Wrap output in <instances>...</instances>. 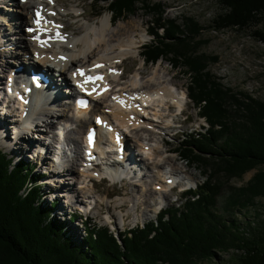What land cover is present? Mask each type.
Wrapping results in <instances>:
<instances>
[{
    "label": "trees",
    "instance_id": "1",
    "mask_svg": "<svg viewBox=\"0 0 264 264\" xmlns=\"http://www.w3.org/2000/svg\"><path fill=\"white\" fill-rule=\"evenodd\" d=\"M92 1L107 4L112 21L133 15L138 5L146 15H156L149 32L153 40L141 58L152 66L165 60L188 78L187 94L205 126L200 132L186 130L175 153L204 180L144 226L115 237L87 222L76 242L51 216L56 203L45 204L32 166L14 163L0 150V264H206L231 251L236 260L227 264H264V225L241 230L232 215L264 198V102L224 88L209 72L218 58L197 53L206 42L196 41L204 28L193 19L183 26L163 21L161 6L151 0ZM217 2L224 10L213 22L217 31H243L264 21V0ZM254 37L264 44V33ZM253 170L244 187H228L224 212L230 218L218 214L223 184L217 178L241 179Z\"/></svg>",
    "mask_w": 264,
    "mask_h": 264
},
{
    "label": "bare ground",
    "instance_id": "2",
    "mask_svg": "<svg viewBox=\"0 0 264 264\" xmlns=\"http://www.w3.org/2000/svg\"><path fill=\"white\" fill-rule=\"evenodd\" d=\"M42 2V0H31L30 2H28L27 0L22 4L15 2L11 11L16 14V17H13L9 20L10 28H4L0 26V76L1 74L4 75L5 72L7 73L4 78V83L0 81V91L6 90L5 85L8 82L12 83V77L10 81H7L6 78H8L9 71L16 68L15 64H18L17 62L25 63V61H22L23 53L27 57L28 54L31 53L32 58L27 59L30 62H34V59H36L35 56L43 58L41 61L55 62L53 66L60 69V74L58 77L63 80V83L59 85L55 84L57 81L56 79V81L54 82L55 85H52V87L51 85H48V87L44 88L42 87L45 95L43 96L42 100L39 101V104L37 102H35L34 104V107H37V105L40 106V109H38L40 115H35V117L37 118L40 116L38 126V128H40L38 132L39 135L32 136V139H29L28 137V140H25L23 136L16 135L19 128L16 127L11 130L13 131L12 133L15 137V142L12 141L7 144L9 146L11 144L13 146L12 149H14V145L16 142H23L29 148V150L32 149L34 151V157L42 162V165L46 164L45 169L49 173V175H51V180H53L54 184H56L54 186H58L60 190L65 189V192L67 191V196L62 197H66V205L64 206V208L66 209V206L69 203L70 209L68 210V213L70 211L73 212L72 209L81 212L82 210L80 209V206H84V203H86L87 201L89 203H94L96 206L98 205L99 200L101 202L108 199V197H106L105 199H100L99 195L97 194L92 195V197L87 195V193L90 191L87 186L91 183L88 180L90 178H95L96 175L90 171H82V168L85 167L86 164L83 162L80 164V160H82L83 157V151L79 149V146L83 143V135L86 129L92 125L94 117L99 114V106L105 105L109 108L108 112L110 113L108 115L102 112L105 119L114 124L117 122L116 124H118L120 128L126 132V137L129 142L132 145H135L136 149L134 153H136L137 155L140 154L144 165L143 169L142 162H139V165H136L134 171L131 170L129 172L132 175L128 177V180H126L124 183H128L134 188V190L139 191L142 197V201L144 200L143 205L145 204V214L151 212L150 210H148L151 207V198H156V203L153 207H155V210H157L160 207V204H163L164 201L168 199V195L170 193L169 188L176 181H180L181 183L188 185L194 182L193 173H189L187 171L188 169H186V166L179 165L178 163H176L175 158H171L166 155L168 150L164 148V141H153L154 136H152L154 132H164L167 129V126L171 124L169 121V117H166L164 113L167 114L170 112L169 110L174 108L176 109V111H179L182 109V107H184V100H186V94H184L185 91L182 89L179 90L174 86L173 77H170V74H168L161 66L157 65L156 68H153L154 70L146 77H140L141 72L139 73V71L135 70L136 72H134V74L130 77L127 84H116V86L113 87L112 93L110 95L103 94L97 96V98L95 99V107L92 111H77L75 114V119L72 120V112L74 110L73 105H70V103H64L62 105L57 103L54 98L55 89L60 88L61 93H63L64 95L66 93L69 94L72 89L68 87V83H70V80L68 79L70 78V76H72L74 80L78 78V76L74 73L75 68L77 67H88L96 69V65L103 64L104 66H110V69H114L118 66V63L122 59L138 56V48L140 47L142 41H144V39L146 38L147 32L144 30L138 31V33L130 32L125 26L126 23L123 22H118L113 26L111 24L110 17L107 15L100 17L99 20H97V25H91L88 21H85L84 18H82L83 22L79 24L80 26L78 27V32L80 33L78 35H75L73 33L67 34V41L64 45L58 46L57 43H54L51 45V49L48 50L47 53H44L42 52V50L40 51L36 49L35 46L29 41L28 38L30 37V35H27L23 32L22 34L18 33L19 25H17V22L19 23V18H21L23 21L28 20V16L33 10L44 13L45 15L43 16V20L45 21V18L48 17V12L51 10L53 11V15L49 16V18L51 20H56L60 15L58 11L55 8L54 10H52L51 6L47 9V5L42 4ZM3 6L4 2H2L0 9ZM60 9L61 11H68L67 9L62 7ZM71 10H73L77 15L78 12L76 8H73ZM80 16L83 15L79 14L76 18H79ZM2 22H5V26L8 20L3 21L2 19H0V23ZM11 29L13 33H11ZM10 35L12 37H8ZM19 43L23 45L24 49L20 50ZM64 46L68 49L67 51L65 50V48H63ZM6 48H8L9 50H7ZM63 54L67 56V60L65 62L58 61V57ZM10 57L11 59H14V61L11 63V65H6V60ZM29 67H32L31 64H26V66L23 68V71L32 69ZM110 69L108 70V72L110 71ZM101 70L103 71L104 68H101ZM121 76L122 75L120 74L114 75L110 73L106 76L105 81H108L111 84H115L116 82H119L121 80ZM51 77L53 80L54 76L51 75ZM66 87H68L67 90L62 89ZM6 95L7 94L5 92L0 93V109L2 110L1 113L6 116V111H9L12 108V111L15 112V114L13 115L15 117H19L18 115H16L18 112L17 109H15L13 106L11 108L9 107L11 97H7ZM138 102L142 105H149V108L145 109L143 113L137 114L136 108L141 107L139 106L140 104ZM54 111H56L57 113H54ZM147 114L151 115L150 119L153 120V123H144L143 120H147ZM57 118H60V120H58ZM54 119H57L58 123L62 121H70L71 128L69 130H65L63 128L65 144L68 145L69 148L67 151L65 149L62 152L60 161L58 162L57 166L52 167L54 163L49 161L48 159L49 155L52 152V145L44 144V142H40L37 140L44 141L46 137H49L48 134H53L52 130H57L54 125ZM1 121L0 124H5L7 125V127L8 125H10V123H8V120L6 121L5 118L2 119L1 117ZM135 122L139 124L141 123V126L131 127ZM154 122L157 123L155 126ZM65 127L67 128L68 124H65ZM6 132L8 131L5 126L2 129L0 128V136H2V133L5 134ZM44 132H47L48 134H45ZM25 136L27 137L26 132ZM107 136H109L110 140V134L107 133ZM34 137L36 140L34 139ZM50 138L54 142V144L60 145L59 139H56L55 135L51 136ZM98 145L99 141L96 142V148L99 147ZM125 146L129 148V145H127L126 143ZM52 148L54 149V147ZM66 152H69V154H66ZM113 158L114 155H112L111 157H107V160H111ZM136 161L139 160L136 159ZM74 163H77V166L74 167ZM148 166H150V170L146 169ZM128 168L132 169L130 167ZM114 170L117 172V174L115 173L111 177L112 182L119 181V175H123V168H108V171L113 172ZM64 173L67 176L75 178L74 180L68 181V183L72 182L76 186H74L75 188L66 187L71 183L66 184V186L65 182L61 183L60 181L59 183H56L55 178L52 177V175L54 174L63 176ZM63 178L64 180L67 179V177ZM63 178L61 179L63 180ZM125 203H132V208L130 211L136 213L138 200L133 195L131 196V198L127 199V201H125L124 199H118L117 201H115V203L113 204V210L118 211V216L110 213L101 214V209H95V211L93 209V212L96 216H101L102 221L111 224V226H113L112 223L120 225L124 223L125 220H127L125 219L127 217V214H125L124 216L121 214V209L125 208ZM135 220H137L136 217L134 218V221Z\"/></svg>",
    "mask_w": 264,
    "mask_h": 264
},
{
    "label": "rangeland",
    "instance_id": "3",
    "mask_svg": "<svg viewBox=\"0 0 264 264\" xmlns=\"http://www.w3.org/2000/svg\"><path fill=\"white\" fill-rule=\"evenodd\" d=\"M151 2L152 4H159L161 6V10L164 12V15L162 16L163 21H171L175 22L174 24L183 26L185 24V19L190 18L193 19L198 25L204 28L203 31L200 32L199 37L195 38L196 41L201 40V43L206 42L198 46L197 53L218 58V62L216 64L208 66V70L224 88H229L233 92H241L242 94L248 95L254 99L264 102V44L254 37V32L264 33V21L260 24H254L249 29L243 31H217L213 28V22L218 15L224 12V10L218 4L217 0H151ZM58 4V6L56 5L58 9H55L60 14L58 17L61 16V20L65 26V30L75 35H78L80 33L78 32V27L80 26L79 24L83 22L82 18H84L85 21H88L91 25H97V20H99L100 17L106 15L110 17V21L113 26L116 25L118 22H123L126 23V25H124L130 32L138 33V31H146L147 36L144 41H142L144 43L149 42L151 38L149 37L148 33L152 28L156 27V15H146L144 9H141L140 5L137 6L133 15H125L123 18H120L116 21H112L110 13L106 11L107 4H95L92 0H58ZM59 6L67 9L68 11H61V7ZM73 8L77 9V15L82 13L83 16L76 18L77 15L73 10H71ZM7 10H9V8ZM64 13H67V15L63 16ZM10 37L12 36L10 35ZM63 48H65V46ZM138 50V56L127 57L122 62L121 67L123 69V76L121 77V80L117 82V84H127L130 77L136 71H139V73L141 72L140 77H146L158 65L161 66L168 74H170V77H173V84L176 88H178L179 90L182 89L186 91V87L189 85V82L187 80L188 78L183 75L182 71L172 68L168 64V62L166 63L165 60H160L153 66L146 65L141 59L142 46H140ZM11 61L13 62L14 60ZM4 80V78H1L0 81L3 82ZM182 108L184 109L183 116L186 115L188 117V121L186 124H183L181 127H179L180 129L178 131V135H172L175 133V131L171 130H165L161 133L154 132L152 135L154 136L153 141L160 142L161 140H163L164 148L168 150L166 155H168V157L175 158L176 163H178L179 165L186 166V169H188L187 171L189 173H193V183L199 185L202 184L204 178H202V176L200 175L198 168L195 166H189L185 162H182L178 154L175 153V150L178 149V136L182 132H186V130H198L197 126L199 124L204 125V122L202 119L198 118V111L195 109V106L192 105V102L190 100H186V104ZM169 111L170 112L167 113L168 115H172L173 117L180 119L178 118V112L175 111V109H171ZM54 113L57 112L54 111ZM0 114L2 113L0 112ZM7 114L12 118L13 122L16 121V118L12 117L11 113ZM167 114L164 113V115ZM0 117H2V119L5 118L6 121H10V119L7 118V115L4 116L2 114L0 115ZM57 119H54L55 127H57L58 125ZM189 122L191 124H189ZM4 126L5 128H7L8 132H6L5 134H1L2 138L0 139V149L3 150L5 154L10 156V158H12L14 161H17L16 159H19L20 161H24L27 163L33 161L39 164L40 167L34 171V175L36 177H39L40 175H48L47 177H43L45 179H43L44 181L42 180L43 183H39L42 185L41 191L43 192L42 195L44 197L45 204L48 205L49 202H56L57 205V213H54V208L51 216L63 223V231L68 233L69 236L72 237L73 241H81L82 237L85 235V231L83 228L84 226L81 223V220L77 215V219H75V221L71 223L72 220L68 218V215L71 214V211L68 213V210L70 209L69 203L67 204L66 209L64 208V206L66 205V197H62L67 196V191L65 192L64 188H61L64 190H60L58 186H54L56 184H54L53 180H51V175H49V173L45 169L46 164L42 165V162H40L36 159V157H34V151L32 149L29 150V148L23 142H16L14 145V149H12L13 146L11 144L10 146L8 145L9 142L14 141L12 136L13 133H11L12 129L10 128V125H8L7 127V125L5 124H0L1 129ZM38 135L39 133H37L35 136ZM131 145L132 144L129 142V146ZM263 168L264 167H262L261 169ZM43 171L46 174H43ZM256 171L257 170H253L245 174L241 179H232L230 181H226L225 178L222 177L217 178L218 182L221 183V185L223 184L221 195L217 199L216 212L218 214L224 215L225 218H230V216L228 214H225L224 212L225 202L230 192L228 187H244L249 181V179H251V177L256 173ZM52 177L54 178L55 174L52 175ZM61 177L63 178L68 176L64 173V175ZM68 181H71V179L67 178L66 180H64L65 186L66 184H70L68 183ZM191 185L193 186V184ZM66 187L72 186L68 185ZM87 188L90 190L87 195L91 197L94 194L99 195L100 199H105L106 197H108L106 201L100 202L99 200V203L97 202L98 205L94 207V211L95 209H101V214L110 213L117 215L118 211L113 210V204L115 203V201H117L118 199H124L125 201H127V199L131 198L132 195L137 198L138 207L136 213L130 211L132 208V203H125L126 209L122 208L121 214L123 216L127 214V217L125 218L127 220H125L124 223L120 225L114 226L113 224L112 227L109 226V230H111L114 234L120 232L123 235L125 234V230L131 229L136 223H146L148 220L151 221L156 218L157 210H155L156 208L153 207L156 203V198L150 199L151 207L148 210H150L151 212L145 214V204L143 205L144 200L142 201L141 194L139 193V191L134 190V188L128 183H125V185L119 184L114 188L111 183L93 182L92 184L88 185ZM182 189V187H179L177 190L170 191L168 199L162 204L163 207L170 208L174 204L178 206V204L183 198L179 195L180 190ZM75 212L77 213V211ZM232 215L234 216L236 223L240 224V229L242 228L246 230L249 225L252 228H260L262 225H264V198L256 199L254 205L247 207L246 209L239 211L235 210ZM134 216L137 218V220L135 221ZM90 217L91 218L87 220L90 226L98 225L101 227L106 224L104 221H102L101 216H96L94 212H92ZM236 255L237 254L232 251L228 253H221L219 254L220 259L206 264L231 263L236 260Z\"/></svg>",
    "mask_w": 264,
    "mask_h": 264
}]
</instances>
